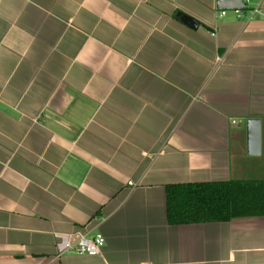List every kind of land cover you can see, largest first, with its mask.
I'll use <instances>...</instances> for the list:
<instances>
[{"label":"crops","instance_id":"1","mask_svg":"<svg viewBox=\"0 0 264 264\" xmlns=\"http://www.w3.org/2000/svg\"><path fill=\"white\" fill-rule=\"evenodd\" d=\"M218 11L0 0V264H264V217L167 219L170 185L264 181V20Z\"/></svg>","mask_w":264,"mask_h":264},{"label":"trees","instance_id":"2","mask_svg":"<svg viewBox=\"0 0 264 264\" xmlns=\"http://www.w3.org/2000/svg\"><path fill=\"white\" fill-rule=\"evenodd\" d=\"M166 207L173 226L264 217V181L170 185Z\"/></svg>","mask_w":264,"mask_h":264},{"label":"built area","instance_id":"3","mask_svg":"<svg viewBox=\"0 0 264 264\" xmlns=\"http://www.w3.org/2000/svg\"><path fill=\"white\" fill-rule=\"evenodd\" d=\"M246 5L245 9L232 11L240 20L244 14H248V21H255L256 19L264 20V5L263 0L259 3H254L253 0H242ZM226 11H218L220 18L225 17ZM236 124V122H233ZM106 240L102 234H97L94 237L88 238L83 234H69L65 236H57L56 248L58 256L67 252H74L77 255L99 256L105 247Z\"/></svg>","mask_w":264,"mask_h":264},{"label":"water","instance_id":"4","mask_svg":"<svg viewBox=\"0 0 264 264\" xmlns=\"http://www.w3.org/2000/svg\"><path fill=\"white\" fill-rule=\"evenodd\" d=\"M217 7L220 11H234L246 8L242 0H217ZM248 134V153L260 155L261 153V120L251 118L246 121Z\"/></svg>","mask_w":264,"mask_h":264}]
</instances>
